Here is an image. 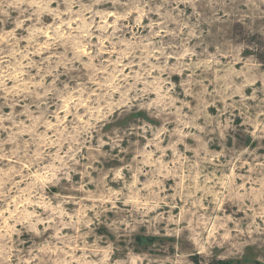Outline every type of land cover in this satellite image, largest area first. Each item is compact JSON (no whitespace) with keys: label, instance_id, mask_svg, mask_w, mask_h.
<instances>
[{"label":"rangeland","instance_id":"rangeland-1","mask_svg":"<svg viewBox=\"0 0 264 264\" xmlns=\"http://www.w3.org/2000/svg\"><path fill=\"white\" fill-rule=\"evenodd\" d=\"M0 264H264V0H0Z\"/></svg>","mask_w":264,"mask_h":264}]
</instances>
